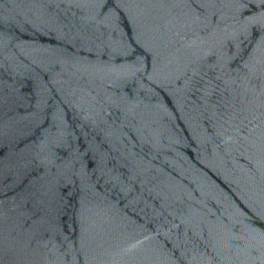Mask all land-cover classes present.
<instances>
[{
  "label": "water",
  "instance_id": "1",
  "mask_svg": "<svg viewBox=\"0 0 264 264\" xmlns=\"http://www.w3.org/2000/svg\"><path fill=\"white\" fill-rule=\"evenodd\" d=\"M0 264H264V0H0Z\"/></svg>",
  "mask_w": 264,
  "mask_h": 264
}]
</instances>
